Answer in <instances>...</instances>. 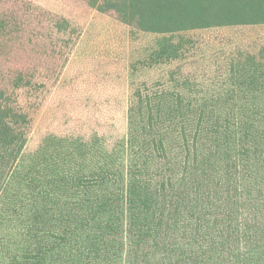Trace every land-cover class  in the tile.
Listing matches in <instances>:
<instances>
[{
	"label": "trees",
	"instance_id": "trees-1",
	"mask_svg": "<svg viewBox=\"0 0 264 264\" xmlns=\"http://www.w3.org/2000/svg\"><path fill=\"white\" fill-rule=\"evenodd\" d=\"M186 41L214 43L210 52L213 61L221 58L234 70L240 66L241 55L247 54L234 50L238 47L221 46L220 42H232L220 36ZM159 42L148 49L143 60L165 69L166 74L172 67L184 68L185 63L193 64L198 56H205L183 49L180 39ZM252 53L247 58L249 65L252 69L261 66L259 74L264 76V49ZM247 79L248 88L254 87L250 89L264 86L262 78ZM234 81H224L228 83L226 92L236 90ZM131 96L127 110L124 97L117 98L115 104L109 98V107L105 106L109 120L110 108L115 107V117L127 125L125 131L115 132L113 141L108 140L113 134L110 128H100L104 116L99 120L97 113L91 112L89 117H96L92 122L99 133L77 124L84 123L91 108L76 114L73 125L69 123L71 115L58 110L53 121L66 124L54 133H43L31 152L29 169L21 174L22 191L13 193L0 175V264H264V225H255L250 213H244L249 217L246 223L239 221L245 220L243 209H239L245 190L251 187L264 192V119L253 125L242 117L241 125L235 123L230 128L217 118L211 129L200 123L199 130H192L189 136L191 130L186 131L181 118L184 113L179 109L192 96L183 95L178 86L172 84L171 90H165L140 85ZM259 99L251 104L264 103ZM139 113L142 125L134 118ZM165 120L182 135L184 160L175 162L168 156L165 136L155 130V125ZM22 124L18 121L17 128L7 129L6 137H24ZM170 134L177 136L172 130ZM158 155L165 162L161 169H154L151 162ZM176 169L180 174L172 178L170 171ZM237 174L244 181L241 186L231 180L230 176ZM207 180L212 187H203ZM230 184L233 194L226 189ZM196 193L208 197L211 221L205 226L198 219L190 232L179 226V218ZM225 196L230 202L228 211L221 206ZM187 210L196 211L191 205ZM178 232L190 233L191 247L179 245Z\"/></svg>",
	"mask_w": 264,
	"mask_h": 264
},
{
	"label": "rangeland",
	"instance_id": "rangeland-1",
	"mask_svg": "<svg viewBox=\"0 0 264 264\" xmlns=\"http://www.w3.org/2000/svg\"><path fill=\"white\" fill-rule=\"evenodd\" d=\"M217 35L232 42H220L221 46L238 47L234 50L239 54H248L241 55V67L230 69L221 58L213 61L210 52L214 43L186 41L198 36L215 39ZM161 39H180L183 49L187 47L190 53L205 56H198L193 64L185 63L184 68L172 67L166 74L165 69L143 60L148 49L159 46ZM260 49H264V0H0V175L7 185L10 183L13 193L22 191L21 174L29 169L31 152L43 133H54L66 124L53 121L58 110L70 114L69 123L73 125L76 114L91 108L88 116L84 115V123L77 124L99 133L97 124L92 122L96 117H89L91 112L97 113L99 120L104 116L105 124L100 128H110L113 134L108 140L113 141L115 132L125 131L127 125L116 118L115 107L110 108V120L107 118L108 99L113 98L115 104L117 98L124 97L127 110L132 90L140 85L171 90L174 84L183 95L192 96L178 108L184 113L181 118L187 124L186 131L191 130L189 136L200 123L211 129L217 118L230 128L235 123L241 125L242 117L259 125L264 119V103H251L264 99V86L255 81L263 87L250 89L254 87L248 88L247 78L263 81L264 76L259 74L261 66L252 69L247 58ZM181 60L189 62L184 57ZM229 79H235L237 88L226 92L228 83L224 81ZM165 97L169 101V92ZM141 115L134 117L139 125L144 124ZM18 121H22L26 135L17 140L6 137L7 129L17 128ZM173 127L165 120L157 123L155 130L165 136L168 156L179 162L187 155L182 135ZM171 130L177 136L172 137ZM163 159L156 156L152 167L161 169ZM170 174L175 178L180 171L171 170ZM230 177L240 186L244 183L238 174ZM209 185L207 180L203 187ZM184 189L188 190L187 183ZM226 189L234 193L233 185ZM253 190L250 187L245 190L247 193L244 191L239 209H243V214L250 213L255 225H264V192ZM193 196L196 199L188 205L195 207L194 215L186 205L179 218V226L190 232L198 219L202 225L211 221L208 197L202 193ZM224 199L221 206L228 211L230 202L227 203V196ZM247 218L239 221L246 223ZM177 238L179 245L187 243L191 247L190 233L178 232Z\"/></svg>",
	"mask_w": 264,
	"mask_h": 264
}]
</instances>
